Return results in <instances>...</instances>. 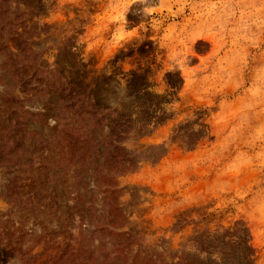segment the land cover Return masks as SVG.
Here are the masks:
<instances>
[{
	"label": "rangeland",
	"instance_id": "rangeland-1",
	"mask_svg": "<svg viewBox=\"0 0 264 264\" xmlns=\"http://www.w3.org/2000/svg\"><path fill=\"white\" fill-rule=\"evenodd\" d=\"M0 264H264V0H0Z\"/></svg>",
	"mask_w": 264,
	"mask_h": 264
}]
</instances>
